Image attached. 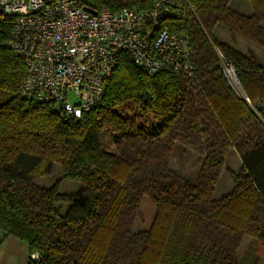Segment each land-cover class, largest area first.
Instances as JSON below:
<instances>
[{
  "label": "trees",
  "instance_id": "1",
  "mask_svg": "<svg viewBox=\"0 0 264 264\" xmlns=\"http://www.w3.org/2000/svg\"><path fill=\"white\" fill-rule=\"evenodd\" d=\"M80 1L117 11L155 0ZM176 1L184 16L166 25L189 36L191 73L148 74L122 52L99 102L78 117L21 95L26 65L6 45L14 19L0 15V229L27 244V264H240L244 237L264 245V61L235 41L264 50V0H247L248 14L231 0ZM220 25L230 40L214 37ZM216 49L247 99L227 83ZM181 144L200 152L195 179L170 167ZM230 149L241 164L214 198ZM55 164L62 176L38 184ZM63 179L83 187L60 192ZM145 196L155 212L134 231Z\"/></svg>",
  "mask_w": 264,
  "mask_h": 264
},
{
  "label": "built area",
  "instance_id": "2",
  "mask_svg": "<svg viewBox=\"0 0 264 264\" xmlns=\"http://www.w3.org/2000/svg\"><path fill=\"white\" fill-rule=\"evenodd\" d=\"M182 6L176 0H155L144 9L92 13L80 0H0V15L14 19L6 45L26 65L21 95L55 102L78 117L99 102L122 52L148 74L191 73L189 36L166 25L184 16ZM216 51L227 83L247 99L233 65ZM30 258L37 261L38 253Z\"/></svg>",
  "mask_w": 264,
  "mask_h": 264
},
{
  "label": "rangeland",
  "instance_id": "3",
  "mask_svg": "<svg viewBox=\"0 0 264 264\" xmlns=\"http://www.w3.org/2000/svg\"><path fill=\"white\" fill-rule=\"evenodd\" d=\"M231 7L239 13H250L251 6L247 0H231ZM214 37L219 40H230L227 31L222 25L215 26L212 31ZM236 45L241 50L246 51L249 48L254 51L257 57L264 61V50L260 49L253 43L248 42L236 37ZM112 137L109 134L105 135L104 147L108 150H112L111 144ZM200 156L199 150L192 148L186 144H181L176 147L170 158V167L184 175L189 179H195L198 174L199 164L196 163V158ZM239 155L234 149H230L226 155L225 163L221 169L218 182L213 192V197L218 198L228 193L232 188V181L230 177V171L237 172L240 167ZM62 176L60 168L57 164L53 166V169L49 174H46L36 179V182L42 186L48 187L54 183V181ZM83 185L77 181L63 179L61 181L59 191L72 193L81 189ZM64 208L67 205H63ZM155 212V206L152 201L145 196L140 204L139 215L135 218L133 223V230L138 231L146 229L153 218ZM237 257L240 260V264H264V245H262L255 238L246 236L243 238L240 247L238 249Z\"/></svg>",
  "mask_w": 264,
  "mask_h": 264
},
{
  "label": "crops",
  "instance_id": "4",
  "mask_svg": "<svg viewBox=\"0 0 264 264\" xmlns=\"http://www.w3.org/2000/svg\"><path fill=\"white\" fill-rule=\"evenodd\" d=\"M28 256V246L24 241L5 236L0 229V264H27Z\"/></svg>",
  "mask_w": 264,
  "mask_h": 264
},
{
  "label": "water",
  "instance_id": "5",
  "mask_svg": "<svg viewBox=\"0 0 264 264\" xmlns=\"http://www.w3.org/2000/svg\"><path fill=\"white\" fill-rule=\"evenodd\" d=\"M86 8V7H85ZM87 10H89L90 12H92V13H95L96 11L95 10H92V9H90V8H86Z\"/></svg>",
  "mask_w": 264,
  "mask_h": 264
}]
</instances>
